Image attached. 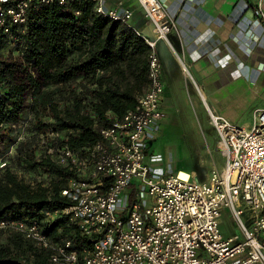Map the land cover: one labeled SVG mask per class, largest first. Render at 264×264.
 <instances>
[{"label":"built area","instance_id":"1","mask_svg":"<svg viewBox=\"0 0 264 264\" xmlns=\"http://www.w3.org/2000/svg\"><path fill=\"white\" fill-rule=\"evenodd\" d=\"M52 1L72 0H0V31L10 34L13 25L26 23L31 6ZM90 1L103 18L128 25L132 13L121 2L107 8L103 0ZM137 1L156 37L168 41L175 22L162 2ZM254 13L264 19L262 0ZM148 43L153 47V41ZM183 73L188 75L185 68ZM162 92L161 65L152 51L147 90L122 117L100 128L101 139L91 152L47 149L80 176L70 178L62 191L72 203L44 216L67 215L91 239L90 247L79 254L69 239L53 242L36 220L2 218L0 230L16 231L48 250L54 264H264V106L253 111L249 128L208 110L225 163L201 182L189 173L159 172L145 161L143 139L162 118ZM223 208L239 225L242 240L221 233ZM246 209L247 223L242 219Z\"/></svg>","mask_w":264,"mask_h":264},{"label":"trees","instance_id":"2","mask_svg":"<svg viewBox=\"0 0 264 264\" xmlns=\"http://www.w3.org/2000/svg\"><path fill=\"white\" fill-rule=\"evenodd\" d=\"M150 52L133 27L103 18L90 0L35 4L26 23L0 31V155L12 145L0 167V219L36 220L51 241L69 239L79 254L91 246L67 215L44 216L72 203L62 191L80 176L47 149L91 152L100 128L145 92ZM0 264L54 263L48 250L3 229Z\"/></svg>","mask_w":264,"mask_h":264},{"label":"crops","instance_id":"3","mask_svg":"<svg viewBox=\"0 0 264 264\" xmlns=\"http://www.w3.org/2000/svg\"><path fill=\"white\" fill-rule=\"evenodd\" d=\"M160 1L175 22L168 41L156 37L137 0H103L107 8L121 2L131 11L128 26L158 56L163 92L159 102L162 118L157 124H172L186 138L192 104L207 116L210 110L249 128L253 111L264 106V19L254 13L259 0ZM148 41L154 42L153 47ZM157 124L147 130L145 138L152 137ZM215 145L220 160L211 154L205 160L194 159L188 170L177 171L208 181L212 170H221L225 163L217 138Z\"/></svg>","mask_w":264,"mask_h":264},{"label":"rangeland","instance_id":"4","mask_svg":"<svg viewBox=\"0 0 264 264\" xmlns=\"http://www.w3.org/2000/svg\"><path fill=\"white\" fill-rule=\"evenodd\" d=\"M189 109L191 116L187 124L189 134L186 138L181 132L178 133L175 126L161 121L159 124L157 122L154 124L159 126L154 128L153 133H151L152 137L148 134L147 138L143 139L145 161L153 169H157L159 172H176L178 169L188 170L193 165L194 159L197 161L205 160L211 154L220 160L219 151L215 145L217 134L209 122L207 113L192 104L189 105ZM26 119L15 126L18 131V138L26 133ZM11 151L12 145L7 152L1 153L0 164L5 161L4 157ZM136 181L137 179H133L134 183ZM248 215L249 212L246 209L242 215V219L246 223ZM219 229L225 237L238 235L240 240L243 239L239 225L227 208L222 209Z\"/></svg>","mask_w":264,"mask_h":264},{"label":"bare ground","instance_id":"5","mask_svg":"<svg viewBox=\"0 0 264 264\" xmlns=\"http://www.w3.org/2000/svg\"><path fill=\"white\" fill-rule=\"evenodd\" d=\"M180 172H181L180 175H181L182 177H186V174H187V173H186L185 171H182V170H181ZM189 173H190V172H189Z\"/></svg>","mask_w":264,"mask_h":264}]
</instances>
